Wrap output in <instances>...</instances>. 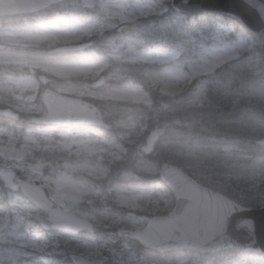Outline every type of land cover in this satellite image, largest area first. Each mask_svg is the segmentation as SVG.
Here are the masks:
<instances>
[{
  "label": "rangeland",
  "instance_id": "374dc122",
  "mask_svg": "<svg viewBox=\"0 0 264 264\" xmlns=\"http://www.w3.org/2000/svg\"><path fill=\"white\" fill-rule=\"evenodd\" d=\"M158 1L163 3L156 8L125 0H96L84 6L86 13L81 8L66 13L72 22L63 25L44 20L0 21V109L11 108L23 122L7 120L0 126V166L12 169L15 178L38 184L57 207L88 219L94 225L92 234L97 235L48 233L62 253L72 250L103 264L213 262L209 257H187L180 252L148 259L132 249L138 243L134 234L144 229L148 220L145 205L155 198L162 208L169 209L155 191L133 188L135 176L155 174V164L167 161L180 165L200 181L221 179L249 189L264 183V146L257 145L264 138V86L243 84L239 74L222 78L216 72L225 65L233 71L257 67L261 57L246 35H213L207 45L193 42L190 49L184 48V55L163 51L150 54L135 44L113 45L109 58H99L96 64L80 69H49L39 65L29 51L42 45L53 53L79 47L59 43L101 37L126 23L148 18L165 10L167 0ZM220 35L223 38L218 40ZM121 49L125 51L120 53ZM111 63L130 64L131 68L105 74ZM53 80L56 87L50 83ZM135 83L142 90L134 87ZM44 87L103 106V118L110 128L104 134L38 128L31 119L44 114L40 110L44 108L40 100ZM175 95H183L181 101L170 104L169 99ZM115 103L128 108L119 112ZM177 107H203L206 113H224L225 118L218 122L222 128L212 132L208 125L199 124L194 131L188 130L190 126L173 115ZM22 126L26 128L19 131ZM153 129L160 130V136L144 158L141 147ZM239 144H251L253 148H241ZM107 158H112L118 169L112 178L123 183L111 180L100 185L110 163H105ZM141 160L154 166L134 165L142 164ZM87 179L99 182L93 184ZM8 198L17 208L15 216L0 213V221L8 222L0 235V264H46L33 259L39 251L35 231L21 230L22 224H37L42 219L40 211L21 193L9 192Z\"/></svg>",
  "mask_w": 264,
  "mask_h": 264
},
{
  "label": "water",
  "instance_id": "95a60500",
  "mask_svg": "<svg viewBox=\"0 0 264 264\" xmlns=\"http://www.w3.org/2000/svg\"><path fill=\"white\" fill-rule=\"evenodd\" d=\"M62 0H0V17L29 14ZM259 0H171L173 10L184 13L215 12L238 21L255 41L259 54L264 59V24L253 4ZM47 99L42 93V105L47 111L33 118L32 122L44 126H101L108 128L99 110L81 99L58 94L50 89ZM50 106V107H49ZM0 115L12 119L17 114L5 108ZM159 131L152 130L141 150L149 154L158 139ZM257 144L264 145V138ZM13 170L0 166V181L11 191H19L34 207L50 200L45 191L35 183L22 179L13 180ZM159 179L174 197V207L166 215L152 217L147 226L134 234L135 239L145 247L158 251L188 250L199 253H215L235 249L246 253L264 254V207L248 209L236 205L226 197L212 192L195 183L180 168L162 164ZM55 206V205H54ZM64 223L59 227H49L43 219L38 222L43 231L63 232L76 235L93 232L92 223L64 211ZM7 223L0 221V233ZM69 258V257H68ZM76 264L94 263L80 254L74 253ZM71 261V260H70Z\"/></svg>",
  "mask_w": 264,
  "mask_h": 264
},
{
  "label": "trees",
  "instance_id": "16d2710c",
  "mask_svg": "<svg viewBox=\"0 0 264 264\" xmlns=\"http://www.w3.org/2000/svg\"><path fill=\"white\" fill-rule=\"evenodd\" d=\"M94 1L96 0H65L63 2L46 8L43 12L33 15V17L37 20H44L45 18L54 17V20L57 23L62 24L68 21L67 19L70 20L72 18L67 16L66 13L70 12L71 14H73L74 12L78 11V8H81V12L86 13L88 10L85 9L84 6ZM125 1L146 4L156 8L163 3L158 0ZM164 3L165 10L159 13H155L145 19H139L130 23H126L118 27L117 29L105 32L101 37H89L86 39L80 38L78 41L71 40L70 42L59 43V45H85L87 48L94 50L100 58L107 59L109 58L108 55L113 50V45L135 44L139 47V50L150 54L163 51L169 53L178 52L182 55L184 52V48L190 49L191 46L189 45H193V42H200L203 45H207V43L212 40L213 35L223 34L227 35L230 38H234L236 34L241 33L249 38L244 28L235 20L229 17L217 13H180L170 8L169 0L164 1ZM221 36L222 35L218 37V40H221V38H223ZM226 39L222 41L225 42ZM124 51V49H121L119 52L123 53ZM192 54L193 53H188L187 56H192ZM128 68H131L130 64L111 63L106 66L104 72L105 74H108L109 72H117L118 70L122 72L123 70L121 69ZM216 72H219L220 75H223H217V77L223 78L239 74L241 77L240 80L243 84L251 83L260 84L264 86V61L262 59H260L259 63L257 64V67L253 70L251 69L249 71H233L225 65L216 70ZM35 75H37V73ZM134 87L141 89L139 83H135ZM182 96L183 95H175L174 98L169 99V103L177 105L178 102L181 101ZM93 104L99 109V111L103 115V111H105L104 107L96 102H93ZM114 106L116 110H119V112H122L123 110L125 111L126 108H128L121 103H115ZM202 108L203 107H200L197 110H182L177 107L173 115L175 118L179 119L183 124L190 126L189 128L191 129L188 130L194 131V128H196V126H199V124L208 125V129L212 132H214L215 129H221L222 125L218 122H220L221 119L225 118V114L219 111L217 113L215 110H212L213 113H206V110H203ZM23 128L26 127L22 126L18 130L20 131V129L22 130ZM86 130L88 132H91L92 134H94L95 132L100 134L105 133V130L103 131L98 127H89ZM239 146H241V148H253L251 144H239ZM111 155L113 154L111 153ZM121 156L124 157L126 160L125 155ZM143 157L147 158V156L145 155ZM111 160L113 159L107 158L105 161V163H107V161H110V163H107L108 169H106L105 171V180L99 182L97 179H93L95 182H99L101 186L105 185L106 182H109L111 180H113L114 182H124L120 181L119 178H112L113 175L117 173L118 169L115 165V162ZM141 162L142 164L136 162L134 165L139 164L140 166H154L153 164L146 163V160H141ZM162 163L173 164L180 167V165H177L173 162H160V164ZM160 164L157 163L155 164V166H159ZM118 167L123 168L124 166L118 165ZM135 177L136 178L131 183L132 186H135L133 188L153 190L157 194L156 197L159 196L163 198L165 203L167 202L169 206V209H166L165 207L162 208V204L160 202L154 200L155 198L151 199L144 207L147 218L149 219L151 216L166 214L172 208L174 200L172 193L159 180L158 174L144 173L141 175L137 174ZM192 178L200 185H203L204 187L209 188L210 190L224 195L225 197L242 207L249 209L264 207V183L259 184L255 189H249L244 188L241 184L235 185L234 182L223 183L221 179L200 181L196 180L194 177ZM87 180L94 184V181H92V179ZM9 192L10 190L4 187L0 182V213H4L5 215L9 216H15V210L17 207L9 203ZM103 211L105 212L106 210ZM109 212L111 211H106V213L113 215ZM27 229H29V231H35L34 236L37 240V243L39 244V251L36 252L33 256L34 260H40L46 264H71L67 255L56 249L54 241L49 236V234L41 231L35 222L33 223V226H26L24 224L21 225V230ZM88 236H93L95 238L97 237L96 233L92 235H87V237ZM132 249L140 255L144 254L145 256H147L144 258L148 259H150L151 257L163 258L177 254H158L157 252L142 247L138 243H136ZM180 253H182V255H186L187 257L196 255L187 251H183ZM197 256L200 259L203 257H209L214 260L213 264H223L232 262H240L245 264H264V255L246 254L237 250H227L212 255L197 254Z\"/></svg>",
  "mask_w": 264,
  "mask_h": 264
},
{
  "label": "clouds",
  "instance_id": "9594fccd",
  "mask_svg": "<svg viewBox=\"0 0 264 264\" xmlns=\"http://www.w3.org/2000/svg\"><path fill=\"white\" fill-rule=\"evenodd\" d=\"M252 6L257 8L260 21L262 24H264V0H261L258 5L253 4ZM29 51L36 58L39 65L47 66L49 69H80L96 64L100 58L94 50L89 49L84 45L65 49L57 53H53L51 49L43 45L39 48L29 49ZM50 83L53 87L57 86V82L54 80L50 81ZM41 92L44 94V99H47L48 95H54V93H49L47 87L42 88ZM40 110L41 112L47 111V109L43 107ZM54 205L55 201H49L48 203L41 206L40 211V217L49 227L52 228L61 226L65 220L64 213L55 208ZM66 255L69 257L72 264H76L74 252L72 250H68ZM206 264H213V262L208 260Z\"/></svg>",
  "mask_w": 264,
  "mask_h": 264
},
{
  "label": "flooded vegetation",
  "instance_id": "af4514ba",
  "mask_svg": "<svg viewBox=\"0 0 264 264\" xmlns=\"http://www.w3.org/2000/svg\"><path fill=\"white\" fill-rule=\"evenodd\" d=\"M31 15H32V14H31ZM31 15H28V16H31ZM22 16H26V15H22ZM6 18H7V17H6ZM6 18H5V19H6ZM23 18H24V17H23ZM28 22H29V23H33L32 21H28Z\"/></svg>",
  "mask_w": 264,
  "mask_h": 264
},
{
  "label": "bare ground",
  "instance_id": "6f19581e",
  "mask_svg": "<svg viewBox=\"0 0 264 264\" xmlns=\"http://www.w3.org/2000/svg\"><path fill=\"white\" fill-rule=\"evenodd\" d=\"M225 137V136H224Z\"/></svg>",
  "mask_w": 264,
  "mask_h": 264
}]
</instances>
